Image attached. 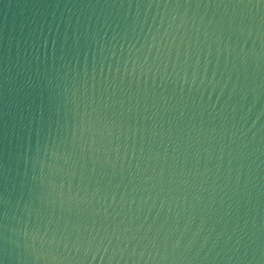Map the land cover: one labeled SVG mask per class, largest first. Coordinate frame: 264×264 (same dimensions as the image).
I'll return each mask as SVG.
<instances>
[{
	"label": "water",
	"instance_id": "1",
	"mask_svg": "<svg viewBox=\"0 0 264 264\" xmlns=\"http://www.w3.org/2000/svg\"><path fill=\"white\" fill-rule=\"evenodd\" d=\"M0 264H264V0H0Z\"/></svg>",
	"mask_w": 264,
	"mask_h": 264
}]
</instances>
